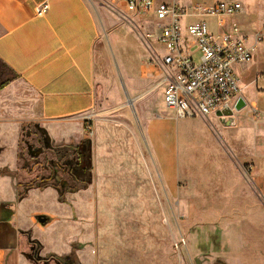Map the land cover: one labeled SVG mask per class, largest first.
<instances>
[{"label": "rangeland", "instance_id": "374dc122", "mask_svg": "<svg viewBox=\"0 0 264 264\" xmlns=\"http://www.w3.org/2000/svg\"><path fill=\"white\" fill-rule=\"evenodd\" d=\"M174 1L184 7L233 1L241 4L242 12L230 18L227 27L236 24L240 30L243 25L254 30L264 24V0ZM93 5L111 18V24L103 28L104 36L111 29V51L107 49V64L100 75L107 83L111 77L118 89L121 77L126 88V82L136 80L137 56L148 59L141 38L150 28L126 13L122 0H93ZM196 19L189 15L182 23ZM205 21L216 39L225 31L218 27L217 18ZM253 38L249 37V46ZM252 54L251 67L246 64L235 73L244 96L257 95L256 113L247 110L248 120L239 126L236 118L233 125L213 116L177 119L162 106L155 73H147L146 86L138 90L146 94L132 108L110 111L101 106L92 111L83 139L69 145L49 143L43 128L28 123L32 112L26 113L25 103L32 100L31 95L0 62V104L5 105V118L19 120L22 169L16 178V172L4 177L26 178L17 200L29 198L35 205L37 228L43 221L39 224L43 231L30 228L24 234L29 241L25 246L29 264H264V208L251 181L255 151L260 149L255 144L260 142L255 127L264 128L259 123L264 115V89L250 81L264 71V42ZM199 58L196 54L194 61ZM119 59L126 69H121ZM111 127L116 129L113 144ZM108 199H127L131 205L100 206L96 214L111 210L135 216V222L126 225L138 233L126 242L146 250H79L95 245L85 231L80 233L83 243L76 239L82 215L94 211L85 202ZM59 234L68 235L66 254L41 256V250L61 247Z\"/></svg>", "mask_w": 264, "mask_h": 264}, {"label": "crops", "instance_id": "0c3cea01", "mask_svg": "<svg viewBox=\"0 0 264 264\" xmlns=\"http://www.w3.org/2000/svg\"><path fill=\"white\" fill-rule=\"evenodd\" d=\"M213 3H192L190 6ZM44 5H47L48 9L44 14L38 15ZM217 19L218 27L225 29L219 34L221 36L229 31L227 21L230 18ZM106 24H111V18L104 9L96 10L93 0H0V62L18 78V83L29 91L32 100L29 99L25 103V111H31L32 117L28 123L43 128L51 144L69 145L83 139L88 115L92 111L100 110L101 106L110 111H122L129 106L121 86V77L118 89L112 86L111 77H107V83L100 75V69L105 68L107 64V49L111 51V29L105 36L103 33ZM263 26L264 24L253 30L243 25L240 33L248 41L249 37H254ZM134 62L137 64L136 80L133 84L126 82L125 88L132 103L146 94H141L138 90L140 86H146L144 75L147 73H155L154 86L159 88L162 96V88L158 85L160 77L150 66L149 58L138 55ZM118 63L120 67L123 66L121 69H126L121 59ZM252 64L253 60L247 68ZM242 67L244 65L235 66V72L237 68ZM263 73L264 71L256 73L250 81L252 84L258 83L264 89ZM251 89L252 86H249V90ZM246 96L242 90L241 99L245 107L233 114L238 126L248 120L247 110L251 113L256 111L253 102H256L257 95ZM4 107L5 105L0 104V264H29L25 251L29 241H26L24 234L30 228L43 231V221L37 228L34 223V217L38 218L33 208L35 205L29 202V198L17 200V191L26 180L23 176L20 181L15 179L17 173H21L18 160L20 126L18 119L4 117ZM238 117H243V120ZM259 123L264 124V115L260 117ZM255 129V133L260 135L259 144H255L260 149L255 151L257 159L253 163L251 181L264 208V128ZM115 130L111 127V144L114 143L112 134H115ZM4 168L10 172L6 170L4 173ZM14 172L15 178L4 177ZM84 205L92 206L94 211L91 215H82L81 219L84 221L79 222L76 227V239L77 242L83 243L84 238L80 233L85 231L90 234L95 245L80 247L79 250H146L134 248L126 242V239H132L133 235L138 233L126 225L134 223L135 216L127 214L128 211L116 215L115 211L111 210L107 214H96L100 212L96 211L97 207H124L131 205L129 200H88ZM67 236L59 234L58 244H61V247L41 250L40 255H65ZM45 237L48 238L47 235ZM34 238L36 237L31 236L30 239ZM57 239L58 237H55L53 240ZM111 241L115 244H111Z\"/></svg>", "mask_w": 264, "mask_h": 264}, {"label": "built area", "instance_id": "2783aa9c", "mask_svg": "<svg viewBox=\"0 0 264 264\" xmlns=\"http://www.w3.org/2000/svg\"><path fill=\"white\" fill-rule=\"evenodd\" d=\"M122 2L126 13L150 28L141 43L149 64L160 77L158 85L166 109L174 112L177 119L208 118L226 109L235 113L242 90L234 68L252 61L254 47L264 42V26L249 46L236 24L216 39L205 21L239 15L240 3L219 1L184 7L174 0ZM47 9L44 5L38 15ZM189 15L197 19L183 24ZM196 54L200 56L198 62L194 61Z\"/></svg>", "mask_w": 264, "mask_h": 264}, {"label": "water", "instance_id": "95a60500", "mask_svg": "<svg viewBox=\"0 0 264 264\" xmlns=\"http://www.w3.org/2000/svg\"><path fill=\"white\" fill-rule=\"evenodd\" d=\"M122 88H123V91L125 93V96H126V99H127V102H128V105L130 107H133V103L132 101L129 99V96L125 90V87L124 85L122 84L121 85ZM245 107V103L244 101L240 98L237 103L235 104V107H234V111L235 112H239L241 111L243 108ZM216 117L219 118L223 124L225 125H233L234 124V115H233V112L230 111L229 109H226V110H223L221 112H217L216 113ZM40 220V219H39ZM41 221V220H40Z\"/></svg>", "mask_w": 264, "mask_h": 264}, {"label": "trees", "instance_id": "16d2710c", "mask_svg": "<svg viewBox=\"0 0 264 264\" xmlns=\"http://www.w3.org/2000/svg\"><path fill=\"white\" fill-rule=\"evenodd\" d=\"M80 161H82V159H80ZM78 162V161H77ZM22 170V169H21ZM21 184H19V186H20ZM31 186H29V188H30Z\"/></svg>", "mask_w": 264, "mask_h": 264}, {"label": "flooded vegetation", "instance_id": "af4514ba", "mask_svg": "<svg viewBox=\"0 0 264 264\" xmlns=\"http://www.w3.org/2000/svg\"><path fill=\"white\" fill-rule=\"evenodd\" d=\"M53 167V166H52Z\"/></svg>", "mask_w": 264, "mask_h": 264}]
</instances>
